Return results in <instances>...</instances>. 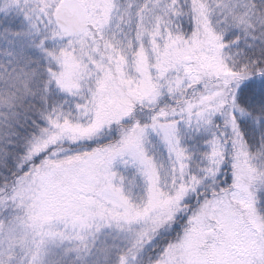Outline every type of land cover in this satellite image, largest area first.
Segmentation results:
<instances>
[{"label": "snow or ice", "instance_id": "obj_1", "mask_svg": "<svg viewBox=\"0 0 264 264\" xmlns=\"http://www.w3.org/2000/svg\"><path fill=\"white\" fill-rule=\"evenodd\" d=\"M0 264H264V0H0Z\"/></svg>", "mask_w": 264, "mask_h": 264}]
</instances>
